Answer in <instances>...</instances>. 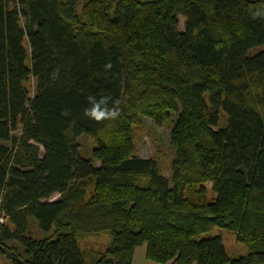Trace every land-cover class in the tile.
Instances as JSON below:
<instances>
[{
    "label": "trees",
    "instance_id": "1",
    "mask_svg": "<svg viewBox=\"0 0 264 264\" xmlns=\"http://www.w3.org/2000/svg\"><path fill=\"white\" fill-rule=\"evenodd\" d=\"M263 45L264 0H0V257L131 264L145 244L160 264H264ZM88 96L119 115L85 116ZM171 112L167 178L132 128ZM101 232L88 257L78 238Z\"/></svg>",
    "mask_w": 264,
    "mask_h": 264
},
{
    "label": "rangeland",
    "instance_id": "2",
    "mask_svg": "<svg viewBox=\"0 0 264 264\" xmlns=\"http://www.w3.org/2000/svg\"><path fill=\"white\" fill-rule=\"evenodd\" d=\"M178 23V29L179 31H182L184 19L181 15L178 16ZM261 49L264 50V45L252 49L251 53H256ZM26 86L29 90V96H31L35 89V80L30 78L27 81ZM176 119V113L171 112L169 119L161 126H157L149 117L140 116L137 123L133 125L132 128V143L134 145L135 154L145 158H153L156 161L160 172L167 178H169L171 174L170 162L174 154V147L171 143V129ZM223 120L224 116H222V121ZM18 133L19 130L13 132V134ZM77 142L80 154L90 156L91 149L95 145V140L89 135L82 134L77 138ZM94 165H99V162L94 160ZM90 187L91 185L88 183V188L91 189ZM207 187H210L209 183H207ZM58 196L59 195L55 193L48 200L57 199ZM208 196L211 197L213 194L208 191ZM30 234L35 237L41 236V233L37 230L36 223L33 220H30ZM216 234L221 236L223 246L229 257L242 255L247 251L246 247L241 242L237 241L234 234L227 229L215 228L210 233V235ZM109 242L110 236L108 232H101L98 235H82L78 238L79 247L88 257L89 254L91 256L95 252L103 251ZM0 264H7V260L4 257H0ZM132 264L160 263L145 258V244H142L136 247Z\"/></svg>",
    "mask_w": 264,
    "mask_h": 264
},
{
    "label": "clouds",
    "instance_id": "3",
    "mask_svg": "<svg viewBox=\"0 0 264 264\" xmlns=\"http://www.w3.org/2000/svg\"><path fill=\"white\" fill-rule=\"evenodd\" d=\"M254 15H258V13ZM110 67V63L105 65V68ZM108 99L109 97H101L97 100L94 96H88L87 100L91 104V107L84 109V115L97 122L105 119H115L119 115V109L115 106L109 109L107 107ZM115 104H118V101L114 102V105Z\"/></svg>",
    "mask_w": 264,
    "mask_h": 264
},
{
    "label": "built area",
    "instance_id": "4",
    "mask_svg": "<svg viewBox=\"0 0 264 264\" xmlns=\"http://www.w3.org/2000/svg\"><path fill=\"white\" fill-rule=\"evenodd\" d=\"M4 221V216L2 214V212H0V223Z\"/></svg>",
    "mask_w": 264,
    "mask_h": 264
},
{
    "label": "crops",
    "instance_id": "5",
    "mask_svg": "<svg viewBox=\"0 0 264 264\" xmlns=\"http://www.w3.org/2000/svg\"><path fill=\"white\" fill-rule=\"evenodd\" d=\"M136 249V248H135ZM135 249H134V252H133V256H132V261H131V264L133 263L134 261V253H135ZM146 258V257H145ZM147 259V258H146Z\"/></svg>",
    "mask_w": 264,
    "mask_h": 264
}]
</instances>
